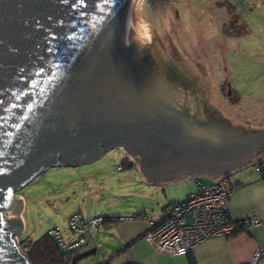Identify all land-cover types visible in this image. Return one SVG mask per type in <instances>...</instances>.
I'll list each match as a JSON object with an SVG mask.
<instances>
[{
  "label": "water",
  "instance_id": "1",
  "mask_svg": "<svg viewBox=\"0 0 264 264\" xmlns=\"http://www.w3.org/2000/svg\"><path fill=\"white\" fill-rule=\"evenodd\" d=\"M128 14L130 0H0V264H30L15 245L23 202L13 192L42 169L93 161L111 147L131 154L128 144L144 148L142 170L156 183L222 173L213 155L197 169L166 167L182 156L156 152L165 140H141L161 101L203 117L198 96L170 76L151 43L125 46ZM235 132L243 144L264 136Z\"/></svg>",
  "mask_w": 264,
  "mask_h": 264
},
{
  "label": "rangeland",
  "instance_id": "2",
  "mask_svg": "<svg viewBox=\"0 0 264 264\" xmlns=\"http://www.w3.org/2000/svg\"><path fill=\"white\" fill-rule=\"evenodd\" d=\"M133 6L151 24V50L180 86L198 96L203 118L224 121L236 130L264 129V0H147L140 6L133 0ZM233 14L239 16L238 34L231 33ZM123 152L111 147L91 162L42 169L15 190L13 197L23 202L19 216L24 229L15 239L18 249L25 255L30 241L54 228L65 242L74 240L69 228L73 215L85 220L104 216L106 227L111 217L139 208L148 216L158 213L163 193L142 181L139 163L130 153L125 159L130 165L120 169ZM222 175L228 177L227 172ZM182 182L172 188L175 199L196 191L192 179ZM101 230L91 236L95 252L77 264L107 259L105 245L96 239Z\"/></svg>",
  "mask_w": 264,
  "mask_h": 264
},
{
  "label": "crops",
  "instance_id": "3",
  "mask_svg": "<svg viewBox=\"0 0 264 264\" xmlns=\"http://www.w3.org/2000/svg\"><path fill=\"white\" fill-rule=\"evenodd\" d=\"M259 130L264 131V129ZM123 153V156H128V153ZM263 154L264 152H252L243 164L227 172L232 187L228 199L229 216L234 221L255 217L257 223L246 226L243 231L232 237H212L199 243L191 252L196 264H251L252 254L255 250L261 249L264 252V179L260 176V168L264 169ZM102 155L94 160L99 159ZM138 169L141 179L145 181L146 185L156 186L163 193L164 202L160 211L153 216L146 215L144 213L146 210L139 208L137 212L111 217L110 224H106V227L101 226V236L96 239L100 244L105 245L106 258L121 250L111 259L110 264H189L187 255L174 256L157 252L140 236L146 232L149 221L162 216V207L166 202L181 201L182 198L184 199L190 194L187 191L185 197L181 196L175 199L172 197L174 196L173 186L181 185L182 179H192L195 183L196 180L202 181L201 177L205 176L181 175L162 183H156L143 172L140 165ZM218 176L219 174L212 178H205L209 180L208 182H213ZM20 218L22 228L17 236H20L24 229L22 215ZM94 242L91 238L81 253L95 252ZM128 244L130 245L125 248ZM255 264H264V257H261Z\"/></svg>",
  "mask_w": 264,
  "mask_h": 264
},
{
  "label": "built area",
  "instance_id": "4",
  "mask_svg": "<svg viewBox=\"0 0 264 264\" xmlns=\"http://www.w3.org/2000/svg\"><path fill=\"white\" fill-rule=\"evenodd\" d=\"M126 158L124 157L120 169L130 165V160H125ZM195 184V192L181 202L166 204L162 216L149 221L143 239L157 252L174 256L187 255L205 239L232 237L239 232L228 212V199L232 188L229 178L222 175L213 182L196 180ZM106 221L100 215L88 220L80 215H73L69 218V228L76 237L74 240L65 242L56 228L48 231V234L61 250L78 251ZM241 221L245 228L257 223L255 217ZM261 257H264V252L261 249L255 250L251 264H255Z\"/></svg>",
  "mask_w": 264,
  "mask_h": 264
},
{
  "label": "flooded vegetation",
  "instance_id": "5",
  "mask_svg": "<svg viewBox=\"0 0 264 264\" xmlns=\"http://www.w3.org/2000/svg\"><path fill=\"white\" fill-rule=\"evenodd\" d=\"M160 103L162 106L153 111L155 116L145 123V127L139 130V135L144 137L141 138L144 142L145 140H151V142L160 139L165 140L161 147L156 148L158 153L168 152L172 154V152H176L175 155L182 156L178 159L174 155L168 157L165 162L166 167L183 171L197 169L200 168L199 160L201 157L213 155L216 157L214 164L217 165V168L221 172H229L245 161L244 155L246 153L244 152H262L263 150V135L255 141L258 146L254 149L253 144L255 142L243 144L239 136L242 133H236L235 128H227V124L224 121L217 122L210 116L202 119L188 116L186 107L172 108L165 101ZM184 122H186L185 127L181 129ZM151 130H153L152 134H154L148 135L147 133ZM126 147L127 152H131L130 155H133L139 165L143 166L145 160L142 156L144 155L139 152H146L144 148H133L128 144ZM103 148L102 146L100 147L101 150ZM133 152H138L139 157L134 155ZM180 152L182 154H177ZM147 157H155L153 158L155 161L160 158L159 155H148Z\"/></svg>",
  "mask_w": 264,
  "mask_h": 264
},
{
  "label": "trees",
  "instance_id": "6",
  "mask_svg": "<svg viewBox=\"0 0 264 264\" xmlns=\"http://www.w3.org/2000/svg\"><path fill=\"white\" fill-rule=\"evenodd\" d=\"M229 11H231V10H229ZM233 15L234 16L230 22L231 26L233 28L231 33L232 34H238V32H239L238 27L239 26H237V17L239 19V16L237 14L236 15L233 14ZM260 176L262 179H264V169L263 168H260ZM181 201H168L163 205L162 210L166 204L177 203V202H181ZM234 222L237 225L239 232L244 230L245 226L241 223L242 221H234ZM144 234L140 237H143ZM129 245L130 244L126 245L125 248L128 247ZM120 251L115 252L114 254L109 256L107 259H105V260H103L97 264H110L111 259L115 255H117ZM89 253H91V252L81 254L78 251H72V252L71 251H63L59 248L56 241L52 237H50L48 232H47L44 235H42L39 239H37L35 241H30L27 244L25 256L28 259V261L30 262V264H77L81 259H83ZM187 256H188L189 264H196L194 258L191 256V252L188 253Z\"/></svg>",
  "mask_w": 264,
  "mask_h": 264
},
{
  "label": "clouds",
  "instance_id": "7",
  "mask_svg": "<svg viewBox=\"0 0 264 264\" xmlns=\"http://www.w3.org/2000/svg\"><path fill=\"white\" fill-rule=\"evenodd\" d=\"M147 3V0H135V4L140 6ZM137 8L133 6V0H130V14L126 17L125 31L131 30V37L124 39L125 46L135 42L139 46L146 47L152 40V27L148 20L138 16Z\"/></svg>",
  "mask_w": 264,
  "mask_h": 264
}]
</instances>
